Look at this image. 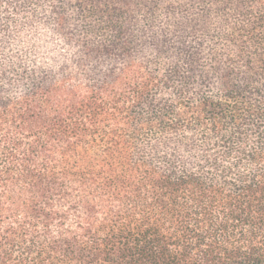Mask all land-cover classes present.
I'll return each mask as SVG.
<instances>
[{"label":"trees","instance_id":"obj_1","mask_svg":"<svg viewBox=\"0 0 264 264\" xmlns=\"http://www.w3.org/2000/svg\"><path fill=\"white\" fill-rule=\"evenodd\" d=\"M0 264H264V0H0Z\"/></svg>","mask_w":264,"mask_h":264}]
</instances>
